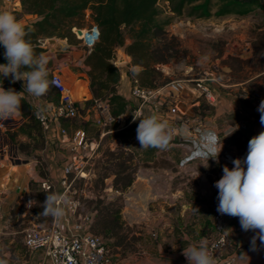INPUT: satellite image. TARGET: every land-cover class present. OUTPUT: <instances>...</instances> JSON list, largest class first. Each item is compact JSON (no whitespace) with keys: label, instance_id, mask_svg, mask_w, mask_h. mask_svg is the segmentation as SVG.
I'll return each mask as SVG.
<instances>
[{"label":"crops","instance_id":"crops-1","mask_svg":"<svg viewBox=\"0 0 264 264\" xmlns=\"http://www.w3.org/2000/svg\"><path fill=\"white\" fill-rule=\"evenodd\" d=\"M0 11H6L1 0ZM12 14H20V10L17 9ZM88 20L89 14L86 12V21ZM18 21L21 23L20 19ZM217 21L219 23L213 24L210 20L195 23L186 20L180 26H172V34L181 36L186 31L188 34L199 32L201 35L220 37L219 34L227 28L231 41L240 47L239 41H243L240 37L246 32V21L243 18L235 20L233 16ZM210 25L213 26L212 30L206 34L205 30H210ZM92 27L89 22V26L80 30L85 42L81 40L77 46H67L64 43L66 46L58 51L56 43L59 40L51 38L43 40L41 48L46 49L42 55L48 60V73L57 74L70 90L76 103L78 118L82 122L90 121L98 125L100 116L96 108L84 107V102L90 98L87 77L89 69L84 64L89 51L85 43L91 45L94 42L96 30L93 35L84 32ZM67 47L69 51H65ZM189 47L193 50L192 45ZM116 60L117 64H113L121 75L117 91L129 103L131 87L127 72L131 70L130 58L120 49ZM201 63L197 60V64ZM209 64L207 62L205 66L208 67ZM174 67V64L163 66L161 71L168 73ZM183 69V76H193L191 66H184ZM220 73L221 77L214 84L216 103L210 105L203 100H195L192 104H177L180 118L188 121L187 127L179 129L177 137L169 143L167 149L156 150L151 162H147L150 167H140L141 161L138 163L132 184L124 193L109 191L113 198L121 196V221L129 229L130 236H135L139 241L136 245L137 256L122 260L119 264H188L182 252L189 242L206 238L208 245L215 238L210 212L211 203L218 197V189L214 184L222 177L223 166L227 165L231 169L232 160L244 159L249 140L264 131L258 111L260 102L264 100V84L260 82L262 88L259 89L257 82L253 81L263 75L264 71L248 79L237 80L229 66L222 62ZM23 83L16 82L22 91ZM25 96L28 103L41 112L49 111L54 105L43 96L36 98L27 93ZM254 99L257 101L255 105L252 104ZM163 109L166 111L167 107L164 106ZM66 121H52L49 130L42 131L43 149L32 153L38 159L31 158L20 165L19 162H13L8 154L10 148L6 143L9 142L6 133L16 132L23 121L18 120L17 126L11 130L5 129L4 121L0 122V264H48L44 251H29L24 247L22 236L25 229L16 223L22 220L30 226H39L35 223L33 206H28L27 200H20L22 193L32 199L30 182L37 183L38 186L41 181L47 180L53 185V194L61 192L59 180L71 151L69 144L60 142V131L64 129L69 135L81 131L80 128L70 130L63 127ZM195 128L199 129L198 132H195ZM209 131L214 132L223 144L218 163L212 158L207 162L197 156L198 152L206 150L202 138ZM25 139L21 135L15 137V141ZM139 147L136 134L126 139L115 138L109 144L111 151L119 149L130 152L136 149L138 159H143V149ZM38 162L43 163L42 175L35 172ZM109 184L111 185L110 181ZM64 217L67 216L58 218L62 221ZM70 222L73 223L74 220L70 219ZM223 229L226 234V248L221 253L223 257L234 255L235 264H264V244L257 239L256 249L253 250L251 241L256 233L242 230L238 217L226 215L223 218ZM61 230L65 231L63 224ZM185 236L190 240L185 241Z\"/></svg>","mask_w":264,"mask_h":264},{"label":"trees","instance_id":"trees-1","mask_svg":"<svg viewBox=\"0 0 264 264\" xmlns=\"http://www.w3.org/2000/svg\"><path fill=\"white\" fill-rule=\"evenodd\" d=\"M158 1L20 0V13L36 17L34 22L23 26L28 31L26 38L30 39L36 53L40 55L45 53L46 49L39 47V40L57 38L65 40L69 45L77 46L81 39L75 35L74 30L84 28L85 15L86 12H89V21L98 30L99 37L98 41L88 49L89 52L84 61L85 66L89 69L87 77L90 92V98L84 102V107L85 109L96 108L97 103H104L109 115L117 117L125 111L128 104L117 91L121 75L113 63L118 50L121 49L130 58L131 70L127 72L130 87L137 85L147 89L161 88L171 83L172 81L162 73L159 66L169 65L186 54L179 38L167 32L166 27L171 24L172 19L160 18ZM165 1L168 3L169 11L173 17H184L190 21L222 19L229 16L244 18L257 12L264 13V0ZM262 26L264 27V23ZM250 45L252 48L251 58L243 61L244 63L251 62V59L257 57L253 44L250 43ZM3 53L4 48L0 45V64L6 63ZM219 53L222 54L221 51ZM229 59L242 61L236 58ZM227 66L229 65L227 64ZM260 70L264 71V64ZM0 86L6 90L14 88L20 92L16 83H11L8 78L0 77ZM43 97L54 105L58 103V94L51 86ZM244 103L247 104L246 101ZM34 112V107L28 103L24 95L18 112L23 123L16 132L8 135L9 141L13 145L16 144L15 137L17 135L24 136L29 140V143L17 144V149L24 154H28L30 150L40 151L44 147V135L34 117ZM65 124L63 127L66 128ZM91 124L90 121L81 124V131L86 138L95 140L94 138H97L102 131H108L106 137L112 139L135 135L139 120L133 121L120 131H116L114 125L104 128L93 125V128ZM89 127H92L93 130ZM89 130L93 131V136L87 135ZM156 150V148L143 149V159H137V162L139 163L141 160V164L147 166V162L152 159ZM133 159L134 152L132 150L128 153H124L123 150L107 151L104 160L99 159L97 162V167L101 169L98 176L99 183L103 186V180L112 176L113 190L120 194L124 193L133 181L134 170L131 165ZM73 178V174L68 176L70 183ZM74 183L79 187L82 179ZM29 189L33 201L37 202L32 207L35 223L40 227L48 226L54 216L40 213L43 211L42 204L46 199V194H53L52 191H42L33 182L29 183ZM87 205L88 211L95 214L91 232L106 241L107 249L108 242L110 248L126 249L130 240L120 219L121 196L109 202L97 197L96 200L89 201Z\"/></svg>","mask_w":264,"mask_h":264},{"label":"built area","instance_id":"built-area-1","mask_svg":"<svg viewBox=\"0 0 264 264\" xmlns=\"http://www.w3.org/2000/svg\"><path fill=\"white\" fill-rule=\"evenodd\" d=\"M7 12H14L20 8V0H1ZM96 30V37L91 45L86 44L90 49L98 41V30L92 27L84 32L93 35ZM78 31L74 30L79 37ZM83 33V34H84ZM84 41V35L79 37ZM85 42V41H84ZM237 46L233 42L226 43V48L218 59L214 60L209 66L197 74L195 78L186 82L172 81L168 85L147 89L134 85L129 91V103L125 111L117 117H111L108 113L106 104L97 103L95 105L99 114L98 125L102 128L114 125L116 131L125 129L134 121V117L139 119L148 114H157L163 121H166L172 130V142L181 127H187L188 121L180 118L177 104H192L195 100H203L205 103L213 105L216 103L214 84L221 71V63L229 58H236L246 61L251 58L252 48L248 41H241ZM39 47L43 45V40L38 41ZM57 81V85L51 87L58 94L57 105H52L47 112L35 109L34 117L39 123L43 132H47L52 121L71 120L77 117V107L72 98L70 90L57 74H51L50 81ZM22 90H20L21 92ZM188 94V95H187ZM252 104L257 101L252 100ZM167 110L164 111L163 107ZM136 119V120H137ZM195 128V132H198ZM109 132L102 131L99 140ZM61 143L70 145L71 155L62 169V177L59 180L61 192L58 196H64L66 200L59 201L55 206L63 209L67 217L61 221L54 216L53 221L44 227L30 226L23 231L22 242L29 251L42 250L45 253L48 264H115L109 256L106 241L91 232L94 222V212L87 211L83 204L70 196V182L68 176L83 175V167L88 164L90 158L96 154L98 141L89 140L82 131L69 135L64 129L60 131ZM38 188L42 191H52L53 185L47 180L39 183ZM21 201H33L28 199L25 194L20 196ZM219 201L216 198L210 205L212 229L215 238L207 245L209 253L216 260V264H235L236 257L228 255L223 257L222 251L226 248V234L223 229V218L217 212ZM70 219L74 222L71 223ZM65 226V231L61 230V225ZM153 237H155L153 235Z\"/></svg>","mask_w":264,"mask_h":264},{"label":"clouds","instance_id":"clouds-1","mask_svg":"<svg viewBox=\"0 0 264 264\" xmlns=\"http://www.w3.org/2000/svg\"><path fill=\"white\" fill-rule=\"evenodd\" d=\"M27 36L28 31L13 14L0 11V45L4 48L3 56L6 60V63L0 64V77L10 78L13 84L17 81L24 82L21 92L14 88L6 90L0 86V121L12 119L19 112L25 93L39 98L48 92L50 86L57 85V81L48 79L47 58L36 53ZM258 111L261 114L260 123L264 125V100L260 102ZM136 119L134 117V121ZM138 120L136 139L139 148H168L172 130L166 121L157 114ZM202 139L206 150L198 152L197 156L207 162L212 158L218 163L222 142L211 131L205 133ZM232 164L231 169L227 165L223 166V175L214 184L218 189L217 212L238 217L242 230L254 231L256 234L252 237L251 244L255 250L257 239L264 244V131L249 140L246 157L236 158L232 160ZM61 200L66 198L57 194H46L40 214L62 216L63 209L55 206ZM36 203L29 201L28 206ZM183 239L190 240L187 236ZM182 255L188 264H216L208 251L206 238L189 242Z\"/></svg>","mask_w":264,"mask_h":264},{"label":"rangeland","instance_id":"rangeland-1","mask_svg":"<svg viewBox=\"0 0 264 264\" xmlns=\"http://www.w3.org/2000/svg\"><path fill=\"white\" fill-rule=\"evenodd\" d=\"M157 6H158V9L160 12V18L161 19H172L171 24L168 27H166L167 32L170 35L178 37L179 40L181 41L182 47L186 50V54L184 56H182L179 60L171 63V64L175 65L174 68L169 69L168 73H164L162 71V73L164 75L168 76L171 81L186 82L187 79H193V76L195 78L196 77L195 75L201 73L202 70L207 68L205 66V64L207 62L212 63L214 60L218 59V57L221 55L219 53V51H221V53L224 51V49L226 48V43L228 42V40H229L228 43L232 42L231 36L228 35L229 31L228 32L226 31L227 28L225 29V31H223L222 34H219L220 37L217 36L218 38L213 37V36L211 37V35H209V36L201 35L199 32H196L193 34H188V32H186V31L181 33L182 34L181 36L174 35V34H172L174 31L172 26H175V25L180 26V23H185L187 19L184 17H179V18L173 17V15L169 11L168 3L165 0H159ZM19 10L21 12L20 8H19ZM88 14H89V12H88ZM13 15L16 17L17 20L18 19L21 20L22 25L23 24L29 25L33 21H35L34 17L31 15H24L23 13L13 14ZM234 18H235V20H239V18H237V17H234ZM243 19L246 21V28H245L246 32H244L245 33L243 35L244 37L241 36L240 38H242V40H244V41L248 40L249 43L253 44V47H254V50L256 51L257 57H256V59L255 58L251 59L250 60L251 62H246V63H244L243 61H241L243 63L238 62V60L234 61L233 59H227V60L223 61L226 65L228 64L230 66L231 71H232V75L237 80H243V79L245 80V79H248L249 77H253L255 74L262 73L263 71H261L260 69H261V66L264 64V27L262 26L264 23V13L257 12L256 14H251L247 17H244ZM217 20H219V19H210L211 23H213V24L219 23V21H217ZM197 21H200V20H191L190 22L195 23ZM206 21H209V20H206ZM89 22H90L89 20L86 21V15H85L83 27L89 26ZM230 24L231 23H229V25ZM225 26H227V25H225ZM184 27H186V26H184ZM209 27H210V30H207V29L205 30L206 34H209V32L212 30L213 26L210 25ZM190 30H192V29H190ZM78 34L80 37L81 33H78ZM87 35H90V34H87ZM54 39L59 40L56 43V50H58V51L62 49L61 47L64 48L66 45L67 46H73V45H69L65 40H61V39H57V38H54ZM61 42H63V43H61ZM239 42H241V41H239ZM126 43H128V41H126ZM189 45L193 46V50H191ZM68 49L69 48L67 47V49H65V51H69ZM116 55H117V52H116ZM197 60L202 62V63L197 64ZM114 64H117L116 59L114 61ZM163 66H167V65H161V66H159V69L162 70ZM184 66H191L193 68V72L191 73V75L193 74V76H190V77L183 76ZM204 66H205V68H204ZM50 76H51V74L48 75V77H50ZM219 77H221V75L218 74L217 78H219ZM253 81L255 83L257 82V88L261 89L262 86L260 87V82L262 83V85L264 84V74L259 75ZM20 119H21V117H20L19 113H17L12 119L10 118V120L4 121L3 123L5 126V129H7V130L13 129V127L17 126L16 125L17 121ZM81 124H82V122L77 116L74 119L66 121L65 126L67 125L66 128H70V130H74L75 128L81 129ZM91 125L94 128L93 125H97V123H95V124L92 123ZM92 127H89V128L93 130ZM87 132H88L87 135L89 137L93 136V134H94L93 131H91V130H89ZM12 133H14V132H7L6 133L8 139H9L8 135L12 134ZM99 136H100V134H99ZM99 136L97 138H94L96 141H98V149L96 150V154L92 158H90L88 164L84 165L83 175H78V174L73 175L74 178H73L72 182L70 183V191H71L70 196L72 198L78 200L81 204H83L84 208L87 211L89 210L87 203L89 201L96 200L97 197L102 199L105 202H109V201H112L115 199L109 193V191H113L111 193H114V190L112 188L113 177L109 176L106 179H104L103 180V186H102L101 183H99V181H98V178H99L98 176H99L101 169H100V167H97V165H98L97 162L99 161V159L104 160L105 153L107 151L112 152L109 149V144L115 138L111 139V138H107L105 136L101 140H99L100 139ZM120 138L121 137H119V139ZM126 138H130V137H124L123 139H126ZM6 143L9 144L10 150H8V154L10 155V158L13 160V162H19V165H20V164H23L26 160H29L31 158L38 159V157H36L35 155L32 154L36 150H30L28 154H24V153H21L17 149L18 143H21V144L29 143V140H27V139L17 140L16 144H14V145L11 144L10 141L9 142L6 141ZM16 150H17V153H16ZM116 150H119V149H116ZM116 150H114V151H116ZM135 150L133 151L134 152V159L131 162L132 163L131 165H133L134 174L137 172L138 166H139L138 162H137L138 157H137ZM123 152L128 153L126 151H123ZM162 161H164V160H162ZM141 163L142 162H140V167H145V168L150 167V165H148V163H147V166H143ZM42 164H43L42 162H38V164H36V166H35L36 174L42 175V173H43L42 172ZM151 166H152V164H151ZM134 174H133V177H134ZM80 179H82L81 185L79 187L75 186L74 182L76 181V183H77L78 180H80ZM109 181L111 182V185L109 184ZM35 184H37V183H35ZM71 185H72V187H71ZM120 219H121V217H120ZM16 224L18 226H20L22 229H26L27 227L30 226V224H28L26 221H22V220H19ZM125 229H126L127 237L130 240L129 246L126 249L122 250L121 248H118V249L110 248L109 242H108L109 256L111 257V260L115 264H119V262L122 260L126 261L132 256H137L136 245L138 244L139 241L135 236H133V235L130 236L129 229H127V228H125Z\"/></svg>","mask_w":264,"mask_h":264},{"label":"water","instance_id":"water-1","mask_svg":"<svg viewBox=\"0 0 264 264\" xmlns=\"http://www.w3.org/2000/svg\"><path fill=\"white\" fill-rule=\"evenodd\" d=\"M78 33H80L79 31H78ZM120 61V60H119Z\"/></svg>","mask_w":264,"mask_h":264},{"label":"bare ground","instance_id":"bare-ground-1","mask_svg":"<svg viewBox=\"0 0 264 264\" xmlns=\"http://www.w3.org/2000/svg\"><path fill=\"white\" fill-rule=\"evenodd\" d=\"M85 41V40H84Z\"/></svg>","mask_w":264,"mask_h":264}]
</instances>
